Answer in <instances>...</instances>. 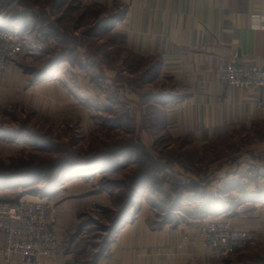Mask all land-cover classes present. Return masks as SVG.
<instances>
[{
  "label": "rangeland",
  "instance_id": "obj_1",
  "mask_svg": "<svg viewBox=\"0 0 264 264\" xmlns=\"http://www.w3.org/2000/svg\"><path fill=\"white\" fill-rule=\"evenodd\" d=\"M79 6L0 0V28L22 43L0 75V177L25 174L0 180V203L47 200L59 254L73 246L82 264L139 220L198 232L224 220L251 240L212 264H264V201L252 199L264 191V125L180 135L148 105L161 88L112 31L116 16L86 20Z\"/></svg>",
  "mask_w": 264,
  "mask_h": 264
},
{
  "label": "crops",
  "instance_id": "obj_2",
  "mask_svg": "<svg viewBox=\"0 0 264 264\" xmlns=\"http://www.w3.org/2000/svg\"><path fill=\"white\" fill-rule=\"evenodd\" d=\"M78 1L86 20L97 9L100 19L116 16L112 31L133 57L147 62L161 88L148 105L167 109L166 120L180 135L200 137L234 126L264 125L258 89L223 86L215 77L218 67L235 53L242 63L264 64V0ZM260 178L264 179V170ZM6 191L0 189V194ZM259 198L264 201V191L252 199ZM4 241L0 233V264H24L18 257L5 258ZM72 247L62 248L58 257L42 264H82ZM94 264H212V260L200 246L195 226L157 227L139 220L121 228Z\"/></svg>",
  "mask_w": 264,
  "mask_h": 264
},
{
  "label": "built area",
  "instance_id": "obj_3",
  "mask_svg": "<svg viewBox=\"0 0 264 264\" xmlns=\"http://www.w3.org/2000/svg\"><path fill=\"white\" fill-rule=\"evenodd\" d=\"M22 48L16 31L0 28V75L9 67ZM216 81L242 91L258 89V106L264 109V64L248 65L238 53L218 67ZM54 217L47 200H20L0 203V233L5 241L3 254L10 260L18 257L24 264H42L59 254V243L53 232ZM199 242L213 259H223L244 250L250 243L248 234L235 233L224 220H214L199 228Z\"/></svg>",
  "mask_w": 264,
  "mask_h": 264
},
{
  "label": "trees",
  "instance_id": "obj_4",
  "mask_svg": "<svg viewBox=\"0 0 264 264\" xmlns=\"http://www.w3.org/2000/svg\"><path fill=\"white\" fill-rule=\"evenodd\" d=\"M38 173L40 174V173H42V171H38ZM24 176L25 174H19V175H9V176H1L0 177V180L2 179L3 181H5V182H7V183H13L14 181H18V179H15V178H18V177H21V176ZM140 182V180L138 179V180H136V186H137V184ZM51 187V186H50ZM137 194H138V190L137 189H134V191H133V193L130 195V197H129V206H132V204H133V202L135 201V198H136V196H137ZM128 210L129 209H125V210H123V212L120 214V222H121V219H123V218H125V217H127L128 216ZM119 220H118V222H119ZM119 222V223H120ZM112 231V230H111Z\"/></svg>",
  "mask_w": 264,
  "mask_h": 264
}]
</instances>
